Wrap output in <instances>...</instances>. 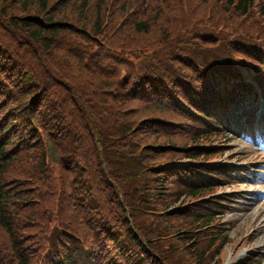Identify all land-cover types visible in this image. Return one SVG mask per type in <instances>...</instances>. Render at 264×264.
Returning a JSON list of instances; mask_svg holds the SVG:
<instances>
[{"label": "trees", "instance_id": "16d2710c", "mask_svg": "<svg viewBox=\"0 0 264 264\" xmlns=\"http://www.w3.org/2000/svg\"><path fill=\"white\" fill-rule=\"evenodd\" d=\"M191 3L0 0V264H210L215 198L187 215L225 179L193 167L208 155L194 145L224 93L264 92V0ZM160 15L171 27L151 40ZM161 202L177 209L148 213Z\"/></svg>", "mask_w": 264, "mask_h": 264}, {"label": "rangeland", "instance_id": "374dc122", "mask_svg": "<svg viewBox=\"0 0 264 264\" xmlns=\"http://www.w3.org/2000/svg\"><path fill=\"white\" fill-rule=\"evenodd\" d=\"M59 1V0H58ZM195 2L198 0H194ZM192 0L191 5L195 8V2ZM208 3V2H206ZM213 4V1H212ZM52 4L50 3V7ZM141 8V7H138ZM185 8V6H184ZM18 12V9H14ZM20 10V9H19ZM206 11V8H205ZM117 11L114 9L113 13L110 14L111 22L113 23L116 18L121 17L122 14L120 13L119 16L116 14ZM113 14V15H112ZM136 14H138L137 5L134 8L133 13L131 14V19L128 23H135L136 21ZM147 17L152 16V13L144 14ZM178 16H183L184 13H176ZM140 16V15H139ZM264 16V15H263ZM177 16L174 17L176 19ZM204 19H208V16L203 17ZM108 20V21H109ZM166 20L165 15H160L156 17L150 26V37L151 40H158L161 38L162 34L167 33L166 31L169 30L171 24L165 27L164 21ZM193 22H197L193 21ZM252 25H255L252 19H250ZM224 22H221L223 24ZM175 23L173 22L172 25ZM250 25V24H249ZM257 28V27H255ZM80 31V27L77 28ZM127 33L132 34L130 31L126 30ZM88 33V32H86ZM137 43V42H136ZM32 61V60H31ZM174 66H178V63L172 60ZM170 64V60H168V65ZM33 63H28L22 65L23 69H28L32 72ZM32 69V70H31ZM166 72V64L159 66L157 69L154 70L153 75L162 76ZM194 76V72L192 71L191 77ZM94 99V98H93ZM96 100H94V103ZM25 107V105H24ZM23 108L20 109L18 112H22ZM105 116V115H103ZM183 130L181 132L184 133ZM225 134L222 132L214 131L212 133L211 139L209 141L210 135L209 133H204L199 142H203L201 144L196 143V145H204L207 146L208 144L215 145L212 149L213 154L204 156L203 153L200 157L206 163L209 160H217L219 161L220 165L223 166H233L235 168L242 167L244 170L245 176L250 177L251 179L243 180V175H241V171H238V181L231 180L230 184H226L221 189V192L224 194H230L232 189L238 191V200L234 206V208L226 211H220L219 216H216L215 219H218L219 222H223V229L221 230L222 235L215 242L216 253L212 258L208 259L210 264H220V261L223 257L227 255L229 261L233 259L234 254L231 253V247L238 246L239 243H242L238 250H246L249 252V246H253L251 252H255L259 254L261 258L257 263L254 262L253 264H264V136L255 138V136L251 137L248 134V131H241L240 128H235L230 133L224 131ZM264 133V130H263ZM174 142L179 145H186L191 144L192 142L188 141L186 138L176 136L174 137ZM210 142V143H208ZM204 152V151H203ZM179 160L186 161L187 158H183L182 155L177 156ZM245 167L247 169H245ZM171 177V176H170ZM172 179V178H171ZM164 197V194H163ZM183 199L184 197H180ZM167 203H158L157 209L163 210L164 206ZM177 205H172L170 202L166 206L165 212L157 211V212H148L157 217H163L166 213L171 212L172 210H176ZM224 208H222L223 210ZM192 214V210L189 209L188 215ZM165 220L167 222L171 221L170 215L168 217L162 218L161 221ZM246 236H250L247 239ZM247 245V246H245ZM258 246V248H255ZM258 250V251H255ZM235 252V249H234ZM242 252V251H241ZM239 252L236 256L241 254ZM226 258V259H227Z\"/></svg>", "mask_w": 264, "mask_h": 264}, {"label": "bare ground", "instance_id": "6f19581e", "mask_svg": "<svg viewBox=\"0 0 264 264\" xmlns=\"http://www.w3.org/2000/svg\"><path fill=\"white\" fill-rule=\"evenodd\" d=\"M239 93H240V91H239Z\"/></svg>", "mask_w": 264, "mask_h": 264}]
</instances>
